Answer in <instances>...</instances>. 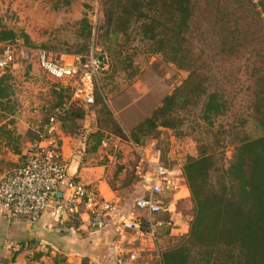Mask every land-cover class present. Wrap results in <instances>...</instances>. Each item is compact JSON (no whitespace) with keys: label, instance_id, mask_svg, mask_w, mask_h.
<instances>
[{"label":"trees","instance_id":"obj_1","mask_svg":"<svg viewBox=\"0 0 264 264\" xmlns=\"http://www.w3.org/2000/svg\"><path fill=\"white\" fill-rule=\"evenodd\" d=\"M103 1L102 22L94 26L88 17L80 19L76 35L79 47L67 49L66 53L85 56L91 53L94 44L95 48L99 45L104 57L101 64L109 63L106 72L113 77L118 71L126 73L133 67L138 47L131 51L129 44L138 38L147 54L188 71V76L128 133L107 103L105 83L97 85L92 103L72 101V95L63 99L71 87L59 85L55 94L60 101L42 107L44 115L36 124L48 122L57 109L69 102L65 111L58 114L59 128L76 133L78 119L92 107L100 118L99 128L87 138L88 151L97 152L104 141L110 143L106 132L115 127L121 134L117 137L140 153L161 127L179 136L186 120L192 118L196 125L191 128L197 136V153L186 156L181 166H177L186 187L165 195L163 209L152 220L137 204L130 211L139 217L143 231L150 232L153 224L154 234L150 236L157 245V264H264V0H203L200 10L202 49L210 44L207 48L226 59L237 56L245 46L255 49L246 59L252 84L245 114L232 112L225 91L212 85L210 67L205 65L201 53L196 54L193 40L199 30V21H195L199 0ZM22 36L29 39L27 34ZM18 37L17 31L4 25L0 18V43L13 42ZM201 57L202 69L196 67ZM16 94L12 76L3 73L0 145L8 156L0 155V173L21 166L25 160L26 134L17 131L15 122ZM229 147L232 154L228 158ZM137 165L134 176L141 182ZM183 203L190 207L189 229L175 244L162 246V232L170 230L173 213ZM163 215L166 221L158 220ZM65 222L77 225L80 218L70 217ZM48 264L69 263L64 255L55 254Z\"/></svg>","mask_w":264,"mask_h":264},{"label":"rangeland","instance_id":"obj_2","mask_svg":"<svg viewBox=\"0 0 264 264\" xmlns=\"http://www.w3.org/2000/svg\"><path fill=\"white\" fill-rule=\"evenodd\" d=\"M103 3V0H0V18L3 24L19 34L18 39L13 42L0 43V54L9 44L13 46L16 57L10 68L0 69V76L5 72L12 76L17 92L15 96L17 112L21 109L26 115V120L39 119L44 115L41 111L42 107L52 106L60 101V96L55 94L59 85L71 87L70 91L64 93L63 99H69V95H72L71 100L75 101L73 94L76 90L84 89V93L90 92L95 98L97 85L105 83L107 103L120 126L128 133L139 121L151 114L167 93L173 91L188 76V71L179 69L157 56L147 54L138 38L129 44L130 47L132 45L131 51H135L133 47H138L133 67L126 73L118 71L113 77L106 72L109 63L103 66L101 64L104 57L100 54L99 45L95 48L94 44L91 53L85 56L66 53L67 49L79 47L76 35L80 19L88 17L94 26L102 22ZM202 6L204 1L199 0L198 17L195 19L199 21V30L193 40L196 54L201 53L205 65L210 67L209 71L214 77L212 85H217L225 91L231 102L232 112L245 114L251 98L249 87L252 84L246 59L251 56V52H255V49L245 46L231 59H226L213 49L207 48L210 44L203 45L202 49V17L200 16ZM24 34H27L29 39L24 38L22 36ZM42 51L54 61L75 64L79 67L78 75L62 79L49 76L39 65V53ZM202 57L196 64V67L200 66L201 69ZM134 71H137L136 74L131 76ZM76 101L84 102L82 98H77ZM35 111H38L39 117L35 116ZM98 115L95 109L89 107L88 114L78 119L77 132L72 134L82 136L87 133L89 136L91 132L96 131L99 128ZM191 121L192 118L186 120L182 128L183 134L179 136L170 129L161 127L158 133L149 138L140 153L124 139L117 137L121 134L115 127H111L109 133L106 132L110 135V143L104 147L100 157L102 160L108 158L109 162L111 161L108 168L110 180L118 189L120 204L126 211L134 210L137 200L144 193L141 182L134 176L137 164L147 167L150 160L160 165L169 164L177 167L181 166L186 156L197 153V136L191 128L196 125ZM39 132V129L34 127L32 131L26 132L25 140L30 142L39 140ZM55 133L57 132L51 134L54 139H56ZM26 141L25 151L29 149ZM2 154L8 156L0 145V155ZM231 154L232 147H229L227 157H231ZM188 214H190L188 204H180L173 213L174 219L170 221L169 233L164 230L162 232V246L175 244L188 231L190 224ZM159 218L158 220L166 221L164 215Z\"/></svg>","mask_w":264,"mask_h":264},{"label":"built area","instance_id":"obj_3","mask_svg":"<svg viewBox=\"0 0 264 264\" xmlns=\"http://www.w3.org/2000/svg\"><path fill=\"white\" fill-rule=\"evenodd\" d=\"M15 50L7 44L0 54V69L11 67L15 61ZM39 65L49 76L62 79L71 78L79 73L75 64L54 61L42 51L39 53ZM85 95V96H84ZM74 99L82 98L92 103L94 96L84 89L73 94ZM68 104L57 109L47 123L36 125L40 129L39 140L31 142L25 151L24 163L12 170L0 174V214L7 219L26 216L32 222L47 213L56 223H64L68 218L82 214L86 216V228L100 231L119 225V228L141 233L139 217L132 211L124 212L119 202L106 200L96 194L84 183L70 177L68 167L61 157L58 142L51 136L59 127L58 114L65 111ZM103 145L108 146V141ZM137 150L139 147L134 146ZM144 169L137 165L141 184L146 192L136 204L147 211L149 220L163 209V197L171 191H180L186 187L179 167H166L155 161H148ZM61 192L56 197V192ZM151 234H154L151 223Z\"/></svg>","mask_w":264,"mask_h":264},{"label":"crops","instance_id":"obj_4","mask_svg":"<svg viewBox=\"0 0 264 264\" xmlns=\"http://www.w3.org/2000/svg\"><path fill=\"white\" fill-rule=\"evenodd\" d=\"M35 113L39 117L38 111ZM25 117L21 109L15 114L17 131L22 135L37 125V119H33V124V120ZM56 132L55 140L70 177L93 189L103 199L120 204L118 189L109 176L111 161L100 157L106 146L90 152L87 133L78 136L59 127ZM85 218L82 214L79 224L68 225L56 223L47 213L35 222L26 216L7 219L0 214V264H48L55 254L64 255L69 264H157V245L150 232L121 230L122 226L119 228L117 224L91 231L86 228Z\"/></svg>","mask_w":264,"mask_h":264},{"label":"water","instance_id":"obj_5","mask_svg":"<svg viewBox=\"0 0 264 264\" xmlns=\"http://www.w3.org/2000/svg\"><path fill=\"white\" fill-rule=\"evenodd\" d=\"M100 59L102 60V57H100ZM55 196H56V197H60V196H61V192H60V191H59V192H56V193H55Z\"/></svg>","mask_w":264,"mask_h":264}]
</instances>
